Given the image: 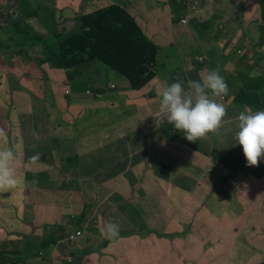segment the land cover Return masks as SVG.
Returning <instances> with one entry per match:
<instances>
[{
    "label": "crops",
    "instance_id": "0c3cea01",
    "mask_svg": "<svg viewBox=\"0 0 264 264\" xmlns=\"http://www.w3.org/2000/svg\"><path fill=\"white\" fill-rule=\"evenodd\" d=\"M37 1L42 7V9L40 10L41 13L39 15L36 12L34 16L24 17L25 10H21V12L23 13V16L21 18H23V20L25 21L23 24L28 26L29 32L35 37L41 39H49L57 35L56 33L54 35L50 34V29L45 28L46 25H44L43 23V19L45 18V16H49V19L46 20L47 26L49 21H51V24H54L53 26H56L61 25L63 23V19L70 20V22L74 23L76 22V19L81 15L83 16L85 14H90L94 11L99 10V8L102 9L103 7L106 8L111 5H117L126 10L134 17L137 25L141 29L142 35L147 40H151L155 45H157L159 47V50L156 66L154 68L155 77L140 92H131L126 82L119 78L112 77L113 81L111 83L107 82L108 76H105V79L102 81H96L94 76L99 70H101V67L98 65H85L70 71L50 69L48 72L53 71V76H55V74L57 76V78H54L56 82V84H54V86H56V90L54 89L52 92L51 90H49L48 96L51 99V101L49 102L50 105H48L47 103H42V109L30 108L26 105V107L30 111L37 114L30 117L24 116L25 118L31 120V129H29V126H27L28 121L23 117V115L19 116L16 120L8 118L6 120L0 121V128H3L8 134V142L4 146L11 147L15 151V153L20 154L22 158H29V156L33 157L37 153H39V159L37 160L39 164L33 163L31 168H29L27 165V163L29 162L26 159V161L24 162L26 168H21L18 164L16 166V168L21 170V172L24 174V188L29 187L27 192L28 196L31 195V198L24 200V203L29 208L28 216L30 219H28V217L26 216L28 223L24 224V213H22L23 220L19 215H16L13 222L18 224V228H12V221L8 222L3 219L0 220V254L5 251L7 255L9 253L14 255L16 250L17 253H19L20 260L25 261L28 264H170L173 261V249L169 250L164 255H159V253L156 252V250L158 249L157 243L153 242L148 249L144 250L137 244L138 240L136 239V237L130 240H125L121 239L122 236H119V238H117L116 240H109L105 249H101V256L93 254L90 255L91 253L97 251L96 241H98L100 245H102L103 241L106 240V237L103 235V231L101 237L87 231L88 227L85 223L82 228L79 227L81 221L84 222L87 220H79L78 218L75 222L78 228L74 229L73 231H69L67 234H65L62 229L61 235L59 236L58 232H55L51 235L49 242L47 240L43 243V240L39 239L36 240L35 243H32L31 241L35 233L40 234L41 229H36L33 226L31 222V214L37 217L41 223L53 224L55 220L57 221L59 219V213L58 211L54 210L53 207L45 204H60L61 206H63L64 204L68 203L67 194L56 196L52 192H49V190L47 189H42L39 191L32 190L33 185H40L49 179L50 191H53L54 188L51 187H54V185L60 180L57 178V176L59 177L61 175V172L55 171L56 167L54 166V164H56L58 168H61V164L65 163L74 170L77 168H82L83 171H87L86 178L81 180L82 184L86 186L85 188L81 189V194L83 195L89 193L90 196L88 199H84V204L80 206L74 203V209H81L80 207L82 206L83 210H86L87 204H90L91 206H97L98 202H100L99 205H105L107 201L105 200L101 192H104L105 194L107 189L112 190L117 187V189H115L113 192L107 193L106 196L109 200L111 199L110 201L126 202L127 200L131 199V195L134 192H136L140 197L148 196V198H146V201L153 200L156 203L155 200H157L162 203V199L165 198H168L171 201V210L167 209V213H160L158 209H155L153 203L151 202L146 208L142 205L143 201L138 200L136 202L138 204L135 205L139 209V211L144 213L147 210L146 216L151 220L152 225L155 222L158 224H164L165 222H167V218L171 221H175V223L176 219H178L177 221L182 223L184 222L185 218L190 215L192 217H197L203 214H208L211 212L210 206L211 203H213L212 201L215 202L212 204V206L213 209H216L217 214L210 216V219L218 218V223H220V218L223 216V212H225L229 219H231L232 221L246 219L252 213L253 199L250 195L255 194H237V192H234V190H229L228 194L225 196L224 192L226 190L225 187L227 186L228 182L238 179H245L244 174L246 172L244 171V169L247 166L246 164H242L239 170L237 159L224 157L221 160V157L218 155L223 150L222 145L218 146L215 141L209 140L210 138H215L216 136L221 135L222 132H219L220 130L217 133H211L209 137L206 136V138L199 139L200 143H192L187 141L188 144L186 145V147L191 151H194L195 156L198 158L196 166L193 163L187 162V160L185 159L179 160L174 163V165L178 166L179 168H186L188 166L191 168L194 166L195 168H199L202 170L207 168L205 171L203 170L205 173L208 170H213V173L210 176L206 175L205 178L204 175L203 178L204 184L209 187H204L193 183L189 177V174L187 173L179 180H176L174 182H172L173 180L170 178L161 181L157 180V184L170 186L175 193H180L181 197L178 199H174L171 194H167V197L160 198V196L155 194L154 192L150 194H143L142 191H138L139 187H142V184L146 183V181L143 182V178L141 176V166L137 169L135 168V175L139 173L141 177L130 178L132 180L129 185L131 186L132 191L131 194L127 196V190L123 192L122 190L126 187L125 181H129L127 170L130 169V167L124 168L120 172V166L123 164L121 162H128V160L131 159L130 155L127 158V154L130 151L136 152L135 154L140 153L137 146L140 145L142 147L148 137L153 135V132L159 133V129L162 128L161 126L163 125L162 123H160V120L162 121V119L160 118V115L158 113V104L160 100L159 91L164 84L182 81L184 88H187V73L191 80H200L202 76L207 74L212 69H218L217 63L219 62L220 58L218 55L219 50L216 47L220 44V38L223 34H213L206 38H202V41L197 47V56H195V51H193L194 49H190L187 46L188 41L186 39V35L189 33L188 26L190 19L192 21L195 16L199 15V13L201 17L205 18L211 17L214 13L221 14L224 20L216 23V25H218L219 29H223V25L227 23V21H229L226 20V18H230L227 15V11L231 10L232 13H237L241 9L244 10L242 17L246 20H258V17L256 15L259 14V1L253 0L252 2L251 0H197L200 3L197 15L190 14L176 0ZM28 8H26V11ZM220 10H223L224 12ZM182 17L188 18L189 22L187 25H183L180 23ZM233 20L235 19H230V21ZM177 37L181 42L179 44V47H181L183 44L186 49L185 52L179 53V51H177ZM199 38L200 35L198 34V39ZM27 48L28 47L23 46L21 50ZM261 50L264 52V49ZM1 68H3V70H1L0 72L1 74L5 75L11 73V68L5 69L6 67L4 66H1ZM200 72H203V74H200ZM220 73L222 75L224 74L223 72ZM23 77L25 78L21 80V82L27 85L31 91H33L34 88L39 91L43 90L46 73H41L40 71V80H35L29 75H24ZM83 79L86 80L87 86L81 91L78 89V84ZM233 80H235V78H233ZM115 83H120L123 89L119 93L113 94L111 93V91H114L116 89ZM89 84L92 86H89ZM3 85L4 87H7L6 90H10L8 88L9 84H0V97L3 93ZM60 86L61 92L59 90ZM23 90L25 89H22V91ZM26 93L29 92L26 91ZM133 95H135L134 98ZM37 98H40V96ZM216 99L217 102L220 101L219 98ZM134 102L135 104L131 105V103ZM229 103L231 102L226 101L223 104L228 105ZM108 105L110 106L107 107ZM113 106L120 107L117 109L119 110V115L121 117L119 121L115 119L110 120L108 115H106V112H108L109 109ZM126 108H129L128 114L125 113ZM101 112H103V114L105 113L106 115L102 119L107 122V125H104L101 128L96 126L95 132H90L96 133L99 137L98 144L94 147L90 144V133L87 136H85L84 133L88 131L89 128L91 130L94 129V120L96 117L102 114ZM231 116L232 115L228 114L224 117L223 125L228 123V119ZM89 118L91 119L89 121H86V119ZM163 124L167 125L168 129L173 132L174 129H171L173 127L172 125L170 126V124H168L166 121H163ZM145 128L147 130H145ZM138 129L139 132L136 131ZM37 130L40 131L37 132ZM119 130H125L126 134L123 135L125 141H123L122 138L116 135V132H118ZM33 131L38 134V138L33 137ZM41 131H44L45 135H42ZM174 131H176L175 133L177 135H170L171 142L173 144H175L178 139H185H180L179 137H177L179 135V131ZM134 132L139 134H134L133 136ZM30 136L31 148L27 149V142L24 143L23 140H27V137ZM138 137L140 140H135V138ZM156 138H159V135H157ZM208 140L209 142L206 145V142ZM44 141H55L56 143L53 142L54 146L53 143L51 144L48 152H43L42 148H39V144H44ZM62 145H65L67 147H63ZM189 145H191V148L189 147ZM87 148L89 150L85 151ZM202 148H205V151H201ZM94 149H96L94 153L96 155L92 159V161L87 160L85 161V164L83 166H79L83 162L82 156L90 155ZM69 151H71L70 157H64V154L68 153ZM166 152L169 151H165V153ZM48 154L55 156L53 162L54 164L43 167L41 166V164L43 163L42 160L46 159V157L43 156ZM189 157L190 156H188V158ZM106 158H113L111 161H106V165L112 164V166H105L101 169L99 167L100 163L96 161H104ZM243 159H245L244 155ZM145 162L144 165L146 167H152L154 165V162H151L149 160H146ZM64 166L65 165H63L62 168ZM92 166L95 167L91 168ZM142 167L144 168L143 165ZM29 169H31L32 171L30 175L24 173ZM241 169L242 177L240 176ZM236 170L239 175H236L234 177L233 173ZM90 171L95 172L90 173ZM105 171H110L111 175L113 173L112 179L111 176L109 177L108 174L104 173ZM114 171L117 173L115 174ZM230 174L231 176H229ZM224 175H226L227 177H225ZM250 175L254 174L250 173ZM79 177L81 176H78V178ZM103 179L109 180L103 181ZM249 182H253V179L248 178V180H245V183ZM214 186H216L215 189ZM78 187L80 186L77 185V187L73 189V192L76 195H78L79 192ZM190 188L193 189L192 191L194 194L189 192ZM117 190H120L118 191L120 193L119 196H116ZM158 191L159 189H157V192ZM152 194H154V196H152ZM184 196L193 199L192 202H194L193 208L188 211L181 209L182 207L178 205V201ZM100 197H103L104 200H100ZM262 197L264 198V193L262 194ZM37 201L38 204H36ZM261 201H264V199H262ZM237 202L243 203L245 207V212L241 216L240 211L237 216H235L232 209L233 205L237 206ZM37 205H39L38 208L35 207ZM27 207L23 206V210H28ZM2 210L3 209L0 208V214ZM62 210L65 209H61V214L66 212H62ZM253 213L257 217L261 218V223L264 226V212L260 211L256 205V209ZM149 214L152 215L149 217ZM10 219L12 220V218ZM97 223L99 227L103 229L104 223H102L101 221ZM147 224L149 225L148 222ZM27 226H29V228ZM253 227V225H249V230H246L242 235L233 236L230 238L233 242L232 249H235V243H237V239H241L237 244L242 245L244 249L240 248L239 254L233 251V253L238 256L237 258H242V260L240 261L241 264H244L245 261V259L242 257L243 254L245 255V253L249 250L245 247L243 240H246L248 247L252 246L251 237L253 236L255 231H257V229L254 230ZM78 231L84 232L85 240H79L75 244L71 245L69 242H67V236L68 234H72ZM95 236L98 237L97 240H94ZM193 238H195V232H193L192 234L187 232L185 237L187 241H181V245L187 246V258L192 259L194 262L195 259L198 260L200 253L197 252L195 255H191L189 249L196 245V241ZM202 238L205 241L206 238L203 236V234ZM207 240L215 242L213 239ZM84 245H92L94 246V248L89 251L79 252V248ZM223 246L227 248V242H225V245L223 243ZM27 247L31 248L32 253H29L30 249H28ZM43 250L45 252V254H43L45 257H37L35 253H44ZM123 250L129 253L125 254ZM206 250L207 253L205 257L200 261L204 263L210 258L209 263L213 264L215 258L218 256V251H220L221 249H216L214 248L213 244H210L208 247H206ZM22 255L27 257L23 258ZM93 256H95L96 259L93 258ZM230 256L231 258H234L233 255ZM85 257H88L89 261H85ZM200 261L195 262L198 263ZM0 264H13V262H9L8 258L7 261L0 258ZM245 264H247V262Z\"/></svg>",
    "mask_w": 264,
    "mask_h": 264
},
{
    "label": "rangeland",
    "instance_id": "374dc122",
    "mask_svg": "<svg viewBox=\"0 0 264 264\" xmlns=\"http://www.w3.org/2000/svg\"><path fill=\"white\" fill-rule=\"evenodd\" d=\"M15 1L16 3L14 5H11L13 4V0H8V1L0 0V72L1 70H3L1 66L6 67L5 69L11 68L10 74L3 75L0 73V84H9L8 88L10 89V90H6L7 87H4L3 85L2 88L3 93L0 97V121L6 120L8 118H12L16 120L21 115H23V117L24 116L30 117L33 115H37L35 112L30 111L26 107V105L30 108L42 109V103H47L48 105H50L49 102L51 101V99L48 96L49 90H51V92L54 89L56 90V86H54V84H56L54 78H57V76L56 74L55 76H53L54 73L53 71L52 72H48V71L50 69H56V65L54 66V64H57V61L51 57L50 58L52 60L48 59L47 57L48 55L46 56L47 53V49L45 48L46 45L41 42L34 41L31 43L29 40L27 41V35L26 33L24 34L23 32L26 29L29 32V29L28 26L25 27V24L22 25L23 26V29L21 31L22 35L15 34V30H14L16 28L14 22H16L19 19H22L21 18L22 14L20 13V9L22 7H29L27 11L30 10L36 11L38 15L41 13L40 10L42 9V7L37 0H15ZM22 1L26 2V4L23 5ZM176 1H178L183 6V8L187 10L190 14H195V15L198 14V9L200 7L199 1L197 0H187V1L176 0ZM251 1L253 2V0ZM196 2H197V12L194 13L192 12V7L195 5ZM100 9L101 8H99V10ZM223 10L220 11L224 12ZM243 11L244 10L240 9L237 13H232L231 10H228L227 15L230 18H226V20L229 21H227V23L223 25V29H219L218 25H216V23L224 20L221 14L214 13L211 17L205 18V17H201L199 13V15L195 16V18L192 19V21L191 19L190 22L188 20L189 33L186 35V39L188 41L187 46L190 49H194L193 51H195L194 52L195 56H197V52H198L197 47L199 43L202 41L201 40L202 38H206L213 34H221V35L223 34L220 38V44L218 45V50H219L218 55L220 60L217 63V68L219 69V73L220 72L224 73L223 75L220 73V75H222L226 84H228L229 86L228 89L230 94L233 92V89L230 86V84L233 83L234 85L236 82L239 81L238 75L240 71L242 73L252 74V72L250 71L251 68L254 67V62H253L254 60H259L260 63L257 64L253 69L256 72L261 73L262 76L264 77V52L261 50L264 49V8L260 6V8L258 9L259 14L256 15L258 17V20H254V21H249L243 18L242 17ZM183 18L185 17H182L181 19ZM48 19L49 16H45V18L43 19V23L44 25H46L45 26L46 29L48 28L50 29V34L52 35H54L55 33L57 34L55 35L56 38L53 37V39H55L58 45L60 42L63 41V39L66 36H68L70 32L74 30L76 25V22L72 23L70 22V20L63 19V23L61 25L53 26L54 24H51L50 23L51 21H49L47 26L46 20ZM230 19H235V20L230 21ZM24 22L25 21L23 20L22 23ZM198 34L200 35L199 39H198ZM44 41H47V39L45 38ZM176 41L178 46L177 51H179V53L185 52L186 49L183 44L181 47H179V44L181 42L178 40V37L176 38ZM57 43L56 45L53 43L49 45L50 50H54L52 51V56L54 57H58L57 55L58 52H55V49H58ZM23 46L28 48L21 50ZM199 52H203V51H199ZM100 67L101 70H99L94 76L96 81L104 80L105 76H108L107 79L108 83H111L113 81L112 77L124 80L123 78L119 77L109 69H106L105 67L102 66ZM40 71L41 73H46V78L44 80V88L42 91H39L34 87H33L34 90L31 91L27 85L21 82V80L25 78L23 77L24 75H29L33 77L35 80H40L41 79ZM200 74H203V72H200ZM187 77H188V81L191 80L188 73H187ZM233 78H235V80H233ZM125 82L128 85L127 81ZM86 86H87V82L85 79H83L79 82L78 89L82 91L83 88H85ZM89 86L92 85L89 84ZM115 86L116 89L114 91H111V93L113 94L119 93L123 89L120 83H115ZM22 89H25L29 93H26L25 90H23L24 91L23 93ZM185 89L187 90V88ZM59 90L61 92V86ZM39 96L40 98H37ZM134 96L135 95H133V98ZM132 104H135V102L131 103V105ZM109 106L110 105H108L107 107ZM118 108L120 107L113 106L112 108L109 109L108 112H106V115H108L110 120L113 119L118 121L120 120L121 117L119 115V110H117ZM101 113H100L101 115L96 117L94 120V129L91 130L89 128V130L84 133L85 136H87L90 132H95L96 126L101 128L102 126L107 125V122H105L104 119H102L106 115L105 113L103 114V112ZM125 113L126 114L129 113V108L125 109ZM236 116L237 115H232L231 117H229L228 123L224 124L219 131L222 132L221 135L216 136L215 138H210L209 140L215 141V143H217L218 146L222 145L223 147V150L221 151L222 154L230 153L234 157L237 156V161L240 170V167L243 164L242 148L238 144L233 146L235 144V141L233 139V134L237 130L234 122ZM25 119L28 121L27 126H29V129H31V125H32L31 120L27 118ZM90 119L91 118L86 119V121H89ZM160 123H162L163 126H161L162 128L159 129V133L153 132V135L148 137V139L145 141V144L142 147L140 145L137 146L140 153L135 154L136 152L130 151L127 154V158L130 155L131 159H129L128 162H121L123 164L120 166V172L124 168L130 167V169L127 170L129 181L128 180L125 181L126 187L122 190V192L127 190L126 195L129 196L132 191V188L129 185L132 180L130 178L131 177L139 178L142 176L143 182L146 181V183L142 184V187H139L138 191H142L143 194H150L154 192L155 194L159 195L160 198L167 197V194H171L174 197V199L180 198L181 194L175 193L170 186H168L165 190H163L162 188H160V184H157V180L159 181L167 180L164 173L169 175L170 179L173 180L172 182L179 180L182 176H184L187 173L189 174V177L193 183L200 186L209 187L203 182L204 175L206 178V173L204 171L207 168L203 169L204 170L203 171L202 169L195 168L194 166L192 168L189 166L186 168L185 167L179 168L178 166L174 165L175 162L185 159L187 160V162L193 163L196 166L198 162V158L195 156L194 151H191L186 147L188 143L186 139H182L184 138L183 133L179 132V135L177 136L182 140L178 139V141H176V143L173 144L171 142L170 135L171 136L177 135L175 133L176 131H174L175 129L172 127L171 129L172 130L174 129L172 132L171 130L168 129L167 125L163 124V120L162 121L160 120ZM145 130L147 129L145 128ZM38 131L40 130H37V132ZM136 131L139 132V129ZM135 132L133 133V136L134 134L135 135L139 134ZM41 134L45 135V132L41 131ZM124 134H126L125 130H119L118 132H116V135L122 138L123 141H125V138L123 137ZM157 135H159V138H156ZM210 135L211 133H209L207 137H209ZM137 139L140 140L139 137L135 138V140ZM89 140H90V144L95 147L98 144L99 137L97 136L96 133H90ZM209 140L206 142V145L209 142ZM23 142L24 143L27 142L26 144L27 149L31 148V136L27 137V140L25 141L23 140ZM53 142L56 143L55 141L52 142L44 141V144L42 143L39 144V148L40 149L42 148L43 152H48L49 147H51V144ZM194 143H200V141L197 140ZM62 146L64 147L65 145ZM0 147H6V146H4V144H0ZM189 147L191 148V145H189ZM87 150L89 149L87 148L85 151ZM95 150L96 149H94L90 155L82 156L83 162L79 166H83L85 164V161L87 160L92 161V159L96 155L94 154ZM165 151H169V152L165 153ZM201 151H205V148H202ZM70 155H71V151L65 153L64 157L65 156L70 157ZM16 156H17V164L21 168H26L24 165L26 159L29 162L27 163L29 168H31L33 163L39 164L37 160L32 161L30 159L32 156H29V158L28 157L22 158V156L18 153H16ZM188 156L190 157L188 158ZM43 157H46V159L42 160L43 163L41 164V166L45 167L54 164L53 162L55 156L48 154V155H44ZM112 159L113 158H106L104 161H96V162L100 163L99 167L102 169L105 166L111 167L112 164L106 165L107 164L106 161H111ZM146 160L154 162V165L150 168L147 167V170H144L145 167L143 168L142 165L146 163L145 162ZM159 163H161V165ZM166 164H167V168H165L166 170L164 169V173H163V171L160 168L162 166H166ZM169 164H171L172 167H170L171 165ZM63 165L65 166L62 168ZM54 166L56 167L55 171L61 172V175L59 177L57 176V178L60 180L54 185V187H51L54 188L53 191H50L49 179L46 180V182L40 184L43 186L33 185L32 190L39 191L42 189L43 190L47 189L49 190V192H52L56 196H62L67 194L68 203L64 204L63 206H61L60 204H52V205H49L48 203L45 204L50 207H53L54 210L58 211L59 213L58 215L59 219L57 221L55 220L53 224L41 223L37 217L31 214L32 215L31 222L33 226L36 229L37 228L41 229L40 234L35 233L31 241L32 243H35V241L39 239H42L43 243L46 242L47 240L49 242L51 235L54 234L55 232H58L60 236L62 229L65 234H67L69 231H73L74 229L78 228L75 223L77 221V218L79 220L82 219L87 220L84 222L81 221L79 227L82 228L85 223L88 227L87 231L92 232L93 234L99 235L101 237L103 229L99 227L97 222L101 221L102 223L105 224L107 221L111 220L112 222L119 225V229H120L119 236H122L121 239L130 240L136 237V239L138 240L137 244L139 245L140 248L144 250L148 249L153 242L158 244V249L156 250V252H158L159 255H164L169 250L173 249L172 252L173 261L170 264H208L210 258L206 260L204 263H202L200 260L205 257L207 253L206 247H208L210 244H213L214 248L216 249H221L220 251H218L217 253L218 256L215 258L213 264L215 263L231 264V262L232 264H241L240 261L242 260V258H237L238 256L233 253L234 251L237 254H239L240 248L244 249L242 245L237 244L238 241L241 239L239 238L237 239L236 241L237 243H235L236 247L235 249H232L233 242L230 238L233 236L242 235L246 230H249V225H253L254 226L253 229L254 230L257 229V231H255V233L251 237L252 246H249L250 247L249 248L246 240H243L245 247L249 249L245 253V255L243 254L242 256L245 259L244 264L246 262L247 264L264 263V226L261 223V218L257 217L253 213L256 209V205L260 211L264 212V201H261L262 199H264L262 197V194L264 193V158H262L258 162V166H256V167H262L261 169L258 170V173H256L254 169H251V167L247 166L244 169V171L246 172L244 174L245 177L244 180L238 179V180L230 181L225 187L226 189L224 192L225 196L228 194L229 190H234V192H237V194L238 193L255 194V195H250L251 198L253 199L252 213L244 220L239 219L238 221H232L231 219H229L227 214L223 212V216L220 218V223H218V218L210 219V216L217 214L216 209H213L212 206V204L215 202L212 201L213 203H211L210 206L211 212L208 214H203L197 217H192L190 215L187 218H185L184 222L182 223L178 222L177 221L178 219H176V223H175V221H171L170 219L167 218L166 219L167 222H165L164 224H158L155 222L152 225L151 220L148 219V217L146 216L147 210L144 213L139 211V209L135 205L138 204L136 202L138 200L143 201L142 205L145 208L151 202L153 203L155 209H158L160 213H167L168 212L167 209L171 210L170 207L172 204L171 201L168 198L162 199L163 200L162 203H160L157 200H155L156 203L153 200L146 201L147 200L146 198H148V196L140 197L136 192H134L131 195V199L127 200L126 202L110 201L111 199L109 200L106 195L109 192H113L115 189H117V187H115L112 190L107 189L105 194L104 192H101L105 200L107 201L105 205L104 204L99 205L100 202H98L97 206H91L90 204H87L86 210H83L82 206L80 207L81 209H74V203L80 206L84 204V199H88L90 196L89 193L83 195L81 194V189L86 187L82 184L81 180L86 178L87 171H83L82 168H77L74 170L65 163L61 164V168H58L56 164H54ZM140 166L142 168L141 176L139 175V173L135 175V170ZM94 167L95 166H92L91 168ZM242 169L240 172L241 177H242ZM31 172H32L31 169H29L27 172L24 173L30 175ZM94 172L95 171H90V173H94ZM104 173L108 174L109 177L111 176L112 179L113 173L112 175L110 171H105ZM114 173L116 174L117 172L114 171ZM250 173L254 175H250ZM233 174L234 177L236 175H239L237 170ZM16 176L18 181L16 187L9 192L0 193V208L3 209L0 214L1 217L0 220L3 219L8 222L9 221L13 222L16 215H19L23 220L22 213H24L23 223L26 224L28 223L26 216L28 217V219L30 218L28 216L29 208L24 203V200L31 198V195L28 196L27 190L29 189V187L24 188L23 185L24 174L21 172V170L17 168H16ZM78 176L81 177L78 178ZM224 176L227 177L226 175ZM229 176H231V174ZM248 178L253 179V182L245 183V180H248ZM109 179H103V181ZM77 185L80 186L78 187V191H79L78 195H76L73 192V189L76 188ZM215 187L216 186H214V189ZM157 189H159L158 192ZM192 190L193 189L190 188L189 192L194 194ZM118 191L120 190L116 191V196L120 195ZM152 196H154V194H152ZM104 198L100 197V200H104ZM192 200L193 199L184 196L178 201V205L182 207L181 209L188 211L191 208H193L194 202H192ZM36 204H38V201L36 202ZM236 204L237 206L236 205L232 206L234 214L235 216H237V214L240 211V216H241L245 212L244 204L239 202H237ZM23 206L27 207L28 210H23ZM35 207L38 208L39 205ZM62 208L65 209L62 210V212L66 211L63 214H61ZM151 215L152 214H149V217ZM10 218H12V220ZM146 221L149 223V225L147 224ZM27 227L29 228V226ZM12 228H18V224L13 222ZM145 229H147L146 231L150 233L144 231ZM78 232H82V231H78ZM187 232L190 234L195 232V238L193 239L196 241V245L189 250L191 252V255H195L197 252L200 253L198 260L195 259L196 262L200 261L198 263H196L195 261L193 262V260L190 258L189 259L187 258L188 248L186 245H181V241L183 242L187 241V239H185ZM76 233L77 232H74L72 234H68L67 236V242H69L71 245L79 241L78 240L74 243L70 242V237L74 236ZM202 234L206 238L205 241L202 238ZM97 239L98 237L95 236L94 240ZM207 239H213L215 242ZM108 242L109 239L107 238L106 240L103 241L102 245H100V243L96 241L97 251L91 253L90 255L93 254V255L101 256L102 255L101 249H105ZM225 242H227L228 245L227 248L223 246V243L225 245ZM27 248L30 249L29 253H32L31 248L30 247ZM92 248H94V246L84 245L79 248V252L89 251ZM123 252L125 254L129 253L125 250H123ZM35 254L37 257H41L44 256L43 254H45V252L44 253L40 252ZM230 255H233L234 258H231ZM22 257L25 258L27 256L22 255ZM0 258H2L5 261H7L8 258V261L13 262V264H28L25 261L20 260L19 253H17L16 250L14 255L11 253L7 255L6 252L4 251L2 254H0ZM93 258L96 259L95 256H93ZM87 260L89 261V258L85 257V261Z\"/></svg>",
    "mask_w": 264,
    "mask_h": 264
},
{
    "label": "trees",
    "instance_id": "16d2710c",
    "mask_svg": "<svg viewBox=\"0 0 264 264\" xmlns=\"http://www.w3.org/2000/svg\"><path fill=\"white\" fill-rule=\"evenodd\" d=\"M258 1L264 8V0ZM22 4L25 5L26 2L22 1ZM26 8L28 7L20 9L25 10L24 17L36 14V11H26ZM22 21L20 19L14 22L16 28H12L15 30V34L22 35ZM23 33H26L27 39L31 43L41 42L47 46H45L46 56L48 55L50 60L53 58L57 61V64H54L57 70L70 71L85 65L102 66L127 81L130 90L134 92L143 90L155 77L154 68L159 47L142 35L134 17L120 6L111 5L94 13L80 16L76 19L74 30L59 45L53 39L56 36L44 41V39L31 35L27 29ZM52 43L55 45L57 43L58 49H55V52H58V57L52 56L54 50H50L49 46ZM216 48L218 49V45ZM253 62L254 67L260 63L259 60ZM253 68L250 71L252 73L256 72ZM238 76L239 81L234 85L230 84L233 92L227 95V99L228 102H232L228 105L224 104L226 112L229 115H238L246 108H252L253 111L264 110V77L262 74L253 76L240 71ZM218 156L221 157V160L224 157L237 159V156L234 157L230 153H220ZM242 160L243 164L247 163L246 159ZM159 164L161 165V163ZM143 166L144 170H147V167ZM165 168H167V164L160 168L163 173ZM261 168L251 167L256 173ZM212 173L213 170H210L206 172V175L210 176ZM164 174L167 179L170 178L168 174ZM167 187L160 184V188L163 190Z\"/></svg>",
    "mask_w": 264,
    "mask_h": 264
},
{
    "label": "clouds",
    "instance_id": "9594fccd",
    "mask_svg": "<svg viewBox=\"0 0 264 264\" xmlns=\"http://www.w3.org/2000/svg\"><path fill=\"white\" fill-rule=\"evenodd\" d=\"M14 1L11 5L16 3ZM20 13L23 14L21 10ZM251 75L259 73L253 72ZM187 89L185 90L182 81L164 84L159 91L158 113L163 121L183 133L187 141L196 142L222 128L226 116L223 103L228 101L229 89L218 69H212L200 80H189ZM222 97H225L224 101ZM216 98L220 101L217 102ZM234 122L237 130L233 134V146H241L246 166H258V162L264 158V110L253 111L246 108L235 117ZM32 135L38 138L35 131ZM7 142L8 134L0 128V144L6 145ZM30 159L38 160L39 153ZM16 166L15 151L11 147H0V193L9 192L16 187ZM119 231V225L111 220L103 225V235L109 240L119 238Z\"/></svg>",
    "mask_w": 264,
    "mask_h": 264
},
{
    "label": "built area",
    "instance_id": "2783aa9c",
    "mask_svg": "<svg viewBox=\"0 0 264 264\" xmlns=\"http://www.w3.org/2000/svg\"><path fill=\"white\" fill-rule=\"evenodd\" d=\"M192 12L196 13L197 12V2L195 3V5L192 7ZM180 22L182 24H187L188 23V19L187 18H183L180 20ZM67 94V93H66ZM225 100V97H222V101ZM85 235L84 232H77L74 236L70 237V242L74 243L80 239H84Z\"/></svg>",
    "mask_w": 264,
    "mask_h": 264
}]
</instances>
